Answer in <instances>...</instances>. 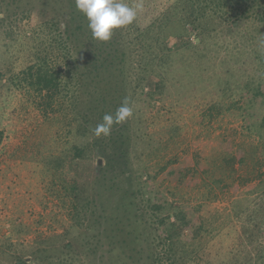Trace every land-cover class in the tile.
Here are the masks:
<instances>
[{"label": "rangeland", "instance_id": "rangeland-1", "mask_svg": "<svg viewBox=\"0 0 264 264\" xmlns=\"http://www.w3.org/2000/svg\"><path fill=\"white\" fill-rule=\"evenodd\" d=\"M67 4L22 0L11 5V28L0 24V264H12L15 256L27 264L59 259L63 264H102L98 232L108 227L111 217L123 230L139 231L132 222L137 213L149 237L148 253L154 248L163 253L157 244L165 211L145 202V196L157 192L167 201L168 211L176 207L190 219V228L179 229L176 241V251L187 252L181 264H264V141L243 117L248 102L238 100L239 89L224 94L217 86L211 91L210 86L204 90L192 84L180 94L174 86L154 104L141 103L142 129L154 144L140 148L139 154L132 151L128 185L125 174L107 170L96 148L87 146L78 165L73 148L85 138L75 134V121L69 123L68 95L60 100L55 96L51 103L49 97L44 100L26 88L19 74L36 62L34 56L63 68L53 34L42 31L39 18L41 12L54 16L59 28L55 30H60L66 24ZM221 37L213 42L228 43ZM211 99H237L239 104L212 118L214 113L207 111ZM95 136L94 132L86 141ZM230 150L242 157L241 163L223 160ZM87 167L82 196H92L93 189L99 192L104 213L97 220L88 208L76 214L72 207L69 186ZM216 178L222 184H214ZM136 179L153 186L152 192L143 185L140 194Z\"/></svg>", "mask_w": 264, "mask_h": 264}, {"label": "trees", "instance_id": "trees-1", "mask_svg": "<svg viewBox=\"0 0 264 264\" xmlns=\"http://www.w3.org/2000/svg\"><path fill=\"white\" fill-rule=\"evenodd\" d=\"M57 1H68L63 28L55 30L59 28L54 16L48 17L41 12L39 19L42 31L53 34L52 41L62 55L63 68L49 66L45 57L34 56L36 62L19 74L25 87L37 91L44 100L49 97L52 103L55 96L60 100L68 95L69 123L75 121V134L85 138L83 144L73 148L78 165L82 163L80 159L87 146L96 148L106 159L107 170L115 175L125 174L128 185L132 179V151L139 154L140 148L154 144L146 138L148 131L142 129L138 113L141 103L154 104L171 94L174 86L180 94L192 84L204 90L210 86L211 91L217 86L224 94L239 89L242 93L238 100L244 98L248 102L243 117L249 125H255L257 135L264 141V0H125L129 6L140 3L143 7L131 24L113 30L108 41L93 38L88 20L77 10L75 0ZM17 2L22 0H0V24L7 25L8 29L11 28V5ZM217 37L227 39L228 43L213 42ZM128 72L134 77H128ZM129 80L131 85L127 84ZM126 98L133 109L132 116L123 123L114 124L110 135L86 141L102 122L104 114L114 113ZM238 100L229 103L211 99L207 111L210 115L214 113L213 118L235 108ZM2 140L0 129V145ZM160 141L158 139L155 144ZM225 153L226 163L242 162L235 151ZM87 171L88 167L69 186L74 197L72 207L76 214L88 208L93 220H97L104 213L98 200L99 192L93 189L92 196H82L87 188L82 182L87 179ZM136 183L140 194L145 186L151 192L154 189L148 182L142 184V180L136 179ZM214 184H222V179L216 178ZM145 202L153 210L165 211L160 220L164 232L157 244L163 246V253L156 248L148 253L149 237L144 233V223L139 220L138 213V219L132 222L137 223L139 231L132 228L125 231L111 217L105 220L108 227L98 232L97 243L102 248L100 263L162 264L166 260L168 264H181L186 259L185 250L176 251V241L179 229L190 228V219L176 207L168 211V203L159 192L152 197L145 196ZM243 232L248 231L243 229ZM194 233L196 235L197 230ZM91 257L90 254L89 259ZM48 263L64 262L59 259ZM12 264L27 263L24 258L15 256Z\"/></svg>", "mask_w": 264, "mask_h": 264}, {"label": "clouds", "instance_id": "clouds-1", "mask_svg": "<svg viewBox=\"0 0 264 264\" xmlns=\"http://www.w3.org/2000/svg\"><path fill=\"white\" fill-rule=\"evenodd\" d=\"M75 4L88 20L93 38L100 41H108L113 30L131 24L143 7L140 3L129 6L125 0H75ZM132 114L133 109L126 98L114 113L104 114L102 122L94 129L95 135H110L114 124L125 122Z\"/></svg>", "mask_w": 264, "mask_h": 264}, {"label": "water", "instance_id": "water-1", "mask_svg": "<svg viewBox=\"0 0 264 264\" xmlns=\"http://www.w3.org/2000/svg\"><path fill=\"white\" fill-rule=\"evenodd\" d=\"M98 163H100V159L98 160Z\"/></svg>", "mask_w": 264, "mask_h": 264}]
</instances>
